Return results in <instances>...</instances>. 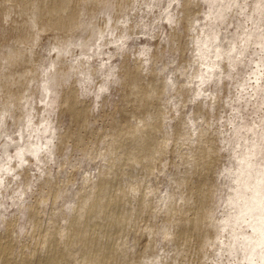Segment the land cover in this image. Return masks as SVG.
<instances>
[{
	"label": "bare ground",
	"instance_id": "6f19581e",
	"mask_svg": "<svg viewBox=\"0 0 264 264\" xmlns=\"http://www.w3.org/2000/svg\"><path fill=\"white\" fill-rule=\"evenodd\" d=\"M208 1L0 0V264H264V0Z\"/></svg>",
	"mask_w": 264,
	"mask_h": 264
},
{
	"label": "rangeland",
	"instance_id": "374dc122",
	"mask_svg": "<svg viewBox=\"0 0 264 264\" xmlns=\"http://www.w3.org/2000/svg\"><path fill=\"white\" fill-rule=\"evenodd\" d=\"M203 4H204V6H203V9L205 10V11H210V12H212V9L210 8V5H209V1L208 0H203ZM172 5V4H171ZM174 6H177L178 4H177V2H175L174 4H173ZM169 21L168 20H165V24H167ZM164 34H165V32H162L161 33V35L162 36H164ZM222 41H224V42H226V38H223L222 37ZM151 43L153 44L154 43V41L151 39ZM144 45H148V42H146V41H144ZM190 54V53H189ZM189 57H190V55H189ZM239 76H242L241 77V79H243V77H244V80L246 79V78H248V79H250V72H249V69L248 68H245V69H243L241 72H240V74H239ZM243 80V81H244ZM239 82H237L234 86L235 87H238L239 86ZM231 89L229 88V94H226V101H227V105L228 106H230L231 105V102H230V100H231V97H232V93H236V90H233V87H232V84H231ZM116 97V98H115ZM114 98H113V100L115 101L116 99H117V97L118 96H115ZM234 102H232V104H233ZM247 106H249V103L247 104ZM236 112V111H235ZM263 116H264V109L262 108V109H260L259 111H258V113H257V115H253V117H254V120L255 121H257V122H259V121H262V119H263ZM229 118H228V116H225L222 120H220L219 122H218V125H220V124H223V122L224 121H227ZM234 119H236V118H234ZM233 120V119H232ZM248 122L249 123H251V125L253 126V128H256V127H258L259 126V124H257L256 122H253V120H252V116H249V119H248ZM217 123V122H216ZM240 123V124H239ZM229 124V123H228ZM235 124H239V125H244V126H239V129L241 130V131H245L246 129H248V125H246L244 122H243V120H236V122H235ZM42 134V133H41ZM48 131H46L45 133H43L42 134V138H41V140L44 142V141H46L47 140V136H48ZM52 136H54V134L52 135ZM51 138V137H50ZM227 149H228V147H226ZM18 152H21V153H23V150L22 149H18L17 147H13L12 148V150L10 151V153L12 154V155H17V153ZM7 155H9V154H7ZM230 161H231V159H229ZM52 166H53V163H52ZM229 166H230V162H229ZM54 167V166H53ZM223 203V202H222ZM225 204H226V206H227V202H225ZM13 210H14V207L11 205V206H7V209H6V213H13Z\"/></svg>",
	"mask_w": 264,
	"mask_h": 264
}]
</instances>
